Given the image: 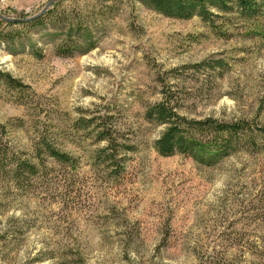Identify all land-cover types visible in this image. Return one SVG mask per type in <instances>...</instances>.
<instances>
[{
  "label": "rangeland",
  "instance_id": "374dc122",
  "mask_svg": "<svg viewBox=\"0 0 264 264\" xmlns=\"http://www.w3.org/2000/svg\"><path fill=\"white\" fill-rule=\"evenodd\" d=\"M257 2L207 22L148 0H0L5 17L51 15L0 18V264H264V139L203 164L159 154L166 124L145 117L168 97L187 118L264 126ZM41 139L70 164L36 158Z\"/></svg>",
  "mask_w": 264,
  "mask_h": 264
},
{
  "label": "trees",
  "instance_id": "16d2710c",
  "mask_svg": "<svg viewBox=\"0 0 264 264\" xmlns=\"http://www.w3.org/2000/svg\"><path fill=\"white\" fill-rule=\"evenodd\" d=\"M155 10L159 13L174 18L186 19L197 14L207 22H213L214 16H219L221 12H237L241 17L253 18L259 15V3L257 0H148ZM51 17L41 15L31 21L12 23L8 25H39L45 18ZM69 37V36H68ZM67 39H70L67 38ZM76 41L73 44L65 40L57 47V54L61 56H70L76 47ZM0 80L13 84V79L0 71ZM145 117L165 123L166 127L161 135L155 140V148L159 154L169 156L175 153H181L192 157L194 160L203 164H213L217 160L229 155L236 150L241 139L252 140L255 143V137L264 139V126L254 125L247 121L227 122L212 117L204 119H191L176 112L170 104L168 97L147 107ZM3 125L0 124V131ZM250 144V143H249ZM37 147L35 157L40 158L41 154L46 155L57 162L70 164L71 158L60 152L56 147L41 139ZM37 163L30 161H18L12 168L14 175L27 171L34 174L37 171Z\"/></svg>",
  "mask_w": 264,
  "mask_h": 264
},
{
  "label": "water",
  "instance_id": "95a60500",
  "mask_svg": "<svg viewBox=\"0 0 264 264\" xmlns=\"http://www.w3.org/2000/svg\"><path fill=\"white\" fill-rule=\"evenodd\" d=\"M45 9H46V8H45ZM45 9H43L42 12H40V13H38V14L32 16V17H29V18H10V17L2 16V15H0V18L6 20V21H8V22H12V23L27 22V21H31V20H33V19H35V18H38V17H40L41 15H43L44 12H45Z\"/></svg>",
  "mask_w": 264,
  "mask_h": 264
}]
</instances>
